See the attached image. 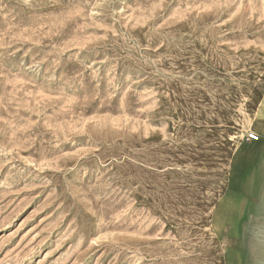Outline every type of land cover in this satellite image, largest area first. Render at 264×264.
<instances>
[{
  "label": "rangeland",
  "instance_id": "rangeland-1",
  "mask_svg": "<svg viewBox=\"0 0 264 264\" xmlns=\"http://www.w3.org/2000/svg\"><path fill=\"white\" fill-rule=\"evenodd\" d=\"M0 264H264V0H0Z\"/></svg>",
  "mask_w": 264,
  "mask_h": 264
},
{
  "label": "built area",
  "instance_id": "built-area-1",
  "mask_svg": "<svg viewBox=\"0 0 264 264\" xmlns=\"http://www.w3.org/2000/svg\"><path fill=\"white\" fill-rule=\"evenodd\" d=\"M258 139V135L254 132H248L245 136L246 141H254Z\"/></svg>",
  "mask_w": 264,
  "mask_h": 264
}]
</instances>
